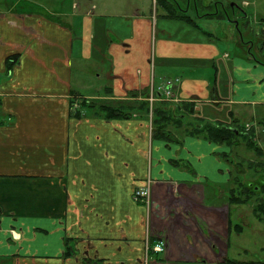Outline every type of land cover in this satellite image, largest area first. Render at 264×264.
I'll return each mask as SVG.
<instances>
[{"label":"crops","instance_id":"crops-1","mask_svg":"<svg viewBox=\"0 0 264 264\" xmlns=\"http://www.w3.org/2000/svg\"><path fill=\"white\" fill-rule=\"evenodd\" d=\"M6 1L0 7V264H210L205 256L229 250L233 233L243 231L228 230L233 210L221 154L230 149L182 132L171 142L153 139L149 118L138 111L146 101L137 92L177 78L174 106L193 104L198 118L230 127L264 124V60L252 51L264 56V41L253 45L260 30H252L251 14L231 19L236 5L227 11L224 0H217L205 17L223 12L213 16L230 28L223 41L207 29L210 22L205 29L196 25L189 6L177 8L192 20L184 31L195 38H153L154 22L140 9L127 17V31H114L92 0L91 9L85 8L88 0H72L68 7L64 0ZM237 18L242 22L235 40L229 24L239 23ZM13 54L19 59L7 73L6 58ZM105 58L108 67L100 69ZM83 64L89 66L87 80ZM100 79L106 84L95 85ZM79 97L122 108L130 117L105 120L83 109L81 118H73L69 113ZM222 104L232 108L231 123L205 117ZM146 178L155 183L149 205L132 198ZM163 208L172 210L164 212L165 226L155 217ZM213 227L221 229L219 243ZM158 242L162 252L147 250ZM229 260L264 264L248 257L215 264Z\"/></svg>","mask_w":264,"mask_h":264},{"label":"rangeland","instance_id":"rangeland-1","mask_svg":"<svg viewBox=\"0 0 264 264\" xmlns=\"http://www.w3.org/2000/svg\"><path fill=\"white\" fill-rule=\"evenodd\" d=\"M71 1L72 0H64L66 7H68V3ZM192 1L194 0H92L91 2L99 6V9L96 10L97 12L106 11V13L108 14V17L104 19V23L109 30L117 31L116 29L120 30V27H123L124 31H127L126 29L129 23L127 17L131 16L132 12H134V9H140L141 10L140 12H143L145 13V15H148L151 18V21L154 22V26L156 28L157 34H155L154 31L151 32V35L153 33V38L156 35L157 37H159L161 34H164L170 37L187 38V39L195 38L193 32L186 33L184 31V30H189L188 27L192 26L190 25L192 23V20L186 23L187 26L182 25L180 23H176L174 25L173 22H169L163 18L166 15V10L163 7V5L166 3L169 5H171L172 3L173 4L176 3V5H181L182 7L185 8V7H188L187 4L190 2L191 6L189 7L188 15L193 19L196 25L205 29L207 28L205 26V22H210L209 24L210 27L207 29H209V31L210 29H213L218 39L221 40V38H223L222 39L223 41L226 40L225 36H227V34L225 33H229L230 28L227 26V24H225L223 20L214 19V18L206 19V17H197L199 15L204 14L207 11H211L213 9V4L217 0H196L200 6L198 11H195L193 9ZM91 2L90 0L85 1L86 9H91V5H92ZM224 2L226 4L228 3L227 5L224 4L225 7H227L228 5L231 6V4L236 5L234 6V8L237 11L235 10V12L232 14L230 12H229L230 14L228 13L231 19L233 18L234 14L238 16L241 12L243 13V11H246L247 13L251 14L253 21H254L252 30H256V29L260 30V35H259L260 38H257V40L254 39L253 45L254 46L257 45L259 41L263 42L264 41V0H229V1L224 0ZM210 3L212 7L205 9V6L210 5ZM8 4L9 3L6 0H0V7H3ZM81 4L83 5L82 2ZM178 9L182 10V8H179V7ZM239 10H242V11H239ZM196 13H197V16L195 15ZM162 15L163 17H161ZM237 20L239 21V23L238 22L236 23V21H232V23L229 24V26L235 32V40H237L236 38L239 37L238 35L240 33L237 34V32L240 29L241 22H242V19L237 18ZM248 28L251 29V24L248 26ZM201 35L199 34V37H202ZM242 35H245L244 32ZM238 43L241 44L239 40H238ZM221 44H223V47L225 49H228L231 52H234L237 50L236 44L235 45L233 43L228 44L227 42H221ZM245 48H246V45L241 46V49H245ZM255 50L256 49H253L252 51L255 52L256 57L257 58L260 57L261 59L264 60V56H260V54L257 53ZM84 62L89 63V61H84ZM108 64H109V59L105 58L102 65L100 64V69H107ZM82 68H83V71L81 72V75L85 78V80H87L89 76L88 75L89 66L88 64H83ZM209 71H210V67H209ZM169 74L170 72H165V75H169ZM156 77H157L156 81H158L159 76L157 74H156ZM169 79H174V78H169ZM167 80L165 79L162 82V84L155 82V86H163L167 82ZM83 82L86 83L87 81H83ZM177 82H178V79H177ZM103 83L106 84V81L103 79H100V82H94L95 85L97 84L101 85ZM216 84H218V81ZM156 88L157 87H155V89ZM79 92L81 94H85V90L80 89ZM142 92L143 90H141L140 92H137L138 94L137 97H140L142 100L144 99L146 100L148 98L149 91H148V94L145 96L141 95ZM173 98L177 99L176 95H173ZM134 100L138 101L137 99H134ZM116 102L117 101H113L112 104L116 105L118 103ZM131 102H132V99L129 101V103ZM209 109H210L209 113H211V116L205 115V117H208L210 119H217L220 121H228L231 123L232 119L231 117L227 116V111L228 110L231 111L232 108L229 107L228 105L222 104L220 109H215L213 107H210ZM89 115H92V113H89ZM257 116L258 118H261L262 115L258 113ZM249 117L250 116L247 114L242 115L239 123L244 126L245 124L249 122ZM254 131H255V141L258 147L260 148V151L263 152V156H258L254 154L253 152L246 150V147H244V145H241L239 147L232 148V150H229L228 154L230 153V151L232 153L229 154L226 160H223V159L221 160V162H223L228 169L229 178H227L228 179L227 180L228 181L227 190H229V192L232 190L231 196L232 195L239 196V193H242L243 186L247 187L249 184L251 185L250 186L251 188L254 186H263V189H264V124H260V125L256 124V128H254ZM227 160H229L230 162L233 161V165L231 163L229 164ZM238 161L242 164V168H243V171H241V174L237 173L234 167V164L237 163ZM250 163L253 166V168L248 167ZM146 180H149V178H146ZM153 183L154 182L152 181L149 182V189L151 188L150 186H153ZM262 183L263 185H261ZM222 185L223 184H220V186L224 188V190L226 191V186H222ZM207 197H208V193L205 191V200L207 203L210 204L211 200H209ZM239 197L241 199H244L243 194L240 195ZM171 198L172 196L170 197L169 195V201H171ZM258 201L264 202V193L256 194L251 199L250 204L248 203V205L232 204L233 208L236 207L237 210L232 209V206H231V210H233L231 211L232 213L230 217L231 225H234V224L242 225V229H243V231L241 232L242 234L241 233L240 235L235 234L231 231L233 233V235L231 236V240H230V242L232 243V247H230L229 250L220 247L215 252L212 251L214 252V255L210 257L205 256V261H207L210 264H215V262L222 261L223 258H226V257L228 258L238 257L240 260L248 257L251 260L252 259L257 260V262L264 261V213L260 216V215H257V212L255 210H253V208L257 207ZM149 202H150V195H149V201L147 205H149ZM158 210L159 209L156 210L158 213V216L156 214L155 217L159 219L160 225L165 226V223H168V221L164 217V214H165L164 212H169L172 210L170 209L166 210L163 208L160 210L161 214H159ZM239 215L241 217V220L238 219ZM160 216H162V218ZM173 219H176V217H174ZM205 220L207 221V217H205ZM212 229L214 230L213 234L215 237L214 238L215 242L219 243L220 239H219L218 233L219 235L222 233L220 231L221 229L218 228L216 230L214 227ZM217 231H220V232H217ZM242 250H247L248 255L244 256L241 253Z\"/></svg>","mask_w":264,"mask_h":264},{"label":"trees","instance_id":"trees-1","mask_svg":"<svg viewBox=\"0 0 264 264\" xmlns=\"http://www.w3.org/2000/svg\"><path fill=\"white\" fill-rule=\"evenodd\" d=\"M219 3H217L218 5ZM179 8H184L181 5L175 4H164L163 7L166 10L165 17H169L172 19H177L184 22H189L190 19L183 16L180 11H178ZM188 6H191V3L189 2ZM192 7L194 10L198 11L200 6L199 3L194 0L192 1ZM227 11L230 10V8L227 6L225 8ZM182 11V10H181ZM43 13V12H42ZM221 10L218 9L217 12L212 13L211 15H207L208 17H221ZM205 13L202 15V17H205ZM210 17V18H211ZM19 59L18 54L10 55L6 58V71L7 73L12 70V67L17 63ZM149 89L144 90L141 95L145 96L148 94ZM75 101H71V107L74 105ZM76 105H78L76 108L71 109L69 115L73 118H81L83 116L82 110H87L88 114L92 113V115L95 116H102L105 120L110 119H118V118H129L130 115L123 112L122 108H115L108 104L104 103H96V102H90L83 98H77ZM141 108L138 110L141 114L140 116H146L150 120V126H151V137L153 139H159L163 140L164 142H171L174 141L175 135H179V132H182L189 136H195L203 138L211 143H215L218 145H225L227 148L232 150V148L239 147L241 145H244L246 147V150L253 152L254 154L258 156H263V152L260 151V148L258 147L256 141H255V131L254 129H245L244 127H238V126H227L222 123H211L208 121H203L201 118H198L196 116V112L194 111V105L190 103H180L176 106L174 104L166 101V100H158L153 103L152 107L149 109V104L147 102L141 103ZM0 106H1V99H0ZM232 152L230 151L229 154ZM228 153L221 154V157H223L224 160H226L229 156ZM238 155V154H236ZM240 157V156H239ZM229 164L231 163L233 165V161L230 162L227 160ZM234 167L237 171V173L241 174V171H243L242 164L238 161L234 164ZM249 168H253L251 163L248 165ZM240 185V184H239ZM263 185V183L261 184ZM249 184L247 187L242 188V193H239L240 195H244V199H241L239 196H231L232 190L228 192V200L229 203L235 204V205H242L248 203L250 204L251 199L256 194H263L264 189L263 186H254L250 187ZM257 212V215H262L264 213V202L258 201L257 207L253 208ZM242 229V225L240 224H234L231 225L229 223L228 230L229 232L235 231L240 232ZM70 240L68 238L65 239V246L67 248V252L65 253L67 256L72 254L71 248L68 246ZM231 264H237V261L229 260L227 261ZM258 263H261L260 261Z\"/></svg>","mask_w":264,"mask_h":264},{"label":"built area","instance_id":"built-area-1","mask_svg":"<svg viewBox=\"0 0 264 264\" xmlns=\"http://www.w3.org/2000/svg\"><path fill=\"white\" fill-rule=\"evenodd\" d=\"M177 82V79H168L163 86H159L156 89L150 87L149 95L146 101L149 104V109L152 107L153 103L157 100H167L170 102H176L177 100L173 98L174 93L171 90V86ZM132 198L135 202L148 204L149 201V180H145L141 186L136 187L132 192ZM152 252L160 253L163 251V243L158 242L152 244L147 248Z\"/></svg>","mask_w":264,"mask_h":264},{"label":"flooded vegetation","instance_id":"flooded-vegetation-1","mask_svg":"<svg viewBox=\"0 0 264 264\" xmlns=\"http://www.w3.org/2000/svg\"><path fill=\"white\" fill-rule=\"evenodd\" d=\"M230 7V9L232 10V8H233V6L231 7V6H229Z\"/></svg>","mask_w":264,"mask_h":264}]
</instances>
